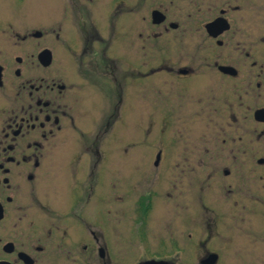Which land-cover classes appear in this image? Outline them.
Here are the masks:
<instances>
[{
	"label": "flooded vegetation",
	"instance_id": "obj_1",
	"mask_svg": "<svg viewBox=\"0 0 264 264\" xmlns=\"http://www.w3.org/2000/svg\"><path fill=\"white\" fill-rule=\"evenodd\" d=\"M43 8L41 32L28 20ZM45 50L48 66L38 61ZM259 111L264 0H0V264H110L119 243L147 248L148 225L163 209L177 234L161 240L163 249L177 247L183 226L188 246L205 248L209 238L197 239L194 230L198 214L211 215L205 224L215 219L218 183L226 198L237 196V207L247 193L228 181L243 175L244 158L215 168L208 146H218L215 135L222 146H237L238 156L247 135L250 145L264 146ZM145 113L139 140L130 123ZM119 119L124 150L110 147L121 146ZM152 128L160 135L153 175L147 164L135 171L130 159L118 167L117 151L144 146ZM260 160L252 172L263 181ZM171 167L179 174H167ZM117 214L128 225L125 238H117ZM211 254L183 258L202 264Z\"/></svg>",
	"mask_w": 264,
	"mask_h": 264
},
{
	"label": "rangeland",
	"instance_id": "obj_2",
	"mask_svg": "<svg viewBox=\"0 0 264 264\" xmlns=\"http://www.w3.org/2000/svg\"><path fill=\"white\" fill-rule=\"evenodd\" d=\"M40 1V0H37ZM46 10L45 8L38 10L36 15L33 16L28 21L35 23L45 22L46 21ZM37 30L44 32L46 30L45 23H39L36 27ZM30 48L27 47V44H22V58L28 57ZM147 115L134 116L130 123V128L134 131L135 136L139 135V140L141 138V130H137V127L143 124V118ZM125 119H119L117 121L118 128V144L121 146H110L111 148L117 147L120 150H124L126 146L124 131H121V126L124 124ZM217 138V139H216ZM250 136H246V146H244V156H238V151H236L237 146H222V136L215 135L214 143H217L218 146H208L209 154L206 158L212 159L211 163L216 167L222 169L228 164V160L233 158H244L245 164L247 165L244 168V173L240 177H231L228 179L232 185L231 190L237 191L240 186L241 193H247L243 196V201L240 207L234 205V200L237 196L235 194H230L229 198H226V192L223 189L224 183L219 182L216 196H213L211 199V207L213 208V216L215 219H212L208 224L205 217H210L211 215L198 214V228L195 229L197 239H206L207 244L205 248L197 246H188L186 240L187 227H181V240L177 247L173 248L170 245H166L163 249L160 245L161 240H165L167 243L170 238L177 237V234L172 230L173 219L169 218L170 213L167 210L162 211V217H156L152 224L148 225V239L149 244L147 248H139V246L127 250L124 245L117 244L115 247H112L114 252V260L110 264H137L133 257L137 255H144L147 253L151 254H176L181 255L180 262L165 264H199V262L193 261L190 258H183L185 255H201L203 249L208 252L214 253L218 256L217 264H264V180L260 181L258 178L259 171L256 173L252 172L253 166H255V160L261 158L264 159V146H254L249 144ZM160 140V135L156 128H152L147 137V143L144 146H141V141H139V146H131L127 154L122 151H117L116 160L117 166H123L127 164L126 160L130 159L131 164L134 167L135 171L140 172L143 166L146 164L149 166L147 174L153 175L152 162L156 160L159 146L158 142ZM108 148L109 146H105ZM190 148L191 146H186ZM204 148V146H202ZM195 148H200V146H195ZM235 149L231 153L230 149ZM171 157L173 160L172 152L173 146L170 147ZM242 153V152H240ZM111 156H104L103 158H110ZM184 157V156H182ZM187 157H189V150L187 149ZM199 155L195 153L191 155L189 160L193 162H198L197 159ZM111 158H114L113 156ZM203 159V158H202ZM209 162V161H208ZM210 163V162H209ZM148 168H146L148 170ZM124 170V169H123ZM134 172V173H138ZM123 175L130 174L128 171H123ZM170 175L179 174V172L170 168V172L167 173ZM184 174H189L184 171ZM264 176V172L261 173ZM222 180V175L217 176L213 183L215 184L216 180ZM233 182V183H231ZM235 187V188H234ZM206 190V188L204 189ZM239 190V189H238ZM188 201L183 204L186 206ZM182 217H185V213H180ZM189 216V214H188ZM115 218V217H114ZM117 221H120L122 224L117 225V238H125L126 235V220L124 215L117 214ZM106 226L103 227V236L110 237L109 231L106 230ZM108 227V226H107ZM109 229V228H108ZM111 231V229H109ZM104 232H106L104 234ZM109 239V238H108ZM137 248V249H136ZM127 252V255L125 253ZM112 255V253H111ZM133 256V257H132ZM132 260V261H131ZM189 260V261H188ZM86 264H104L97 261L90 262ZM108 264V263H107Z\"/></svg>",
	"mask_w": 264,
	"mask_h": 264
},
{
	"label": "water",
	"instance_id": "obj_3",
	"mask_svg": "<svg viewBox=\"0 0 264 264\" xmlns=\"http://www.w3.org/2000/svg\"><path fill=\"white\" fill-rule=\"evenodd\" d=\"M38 61L43 65V66H48L50 63V54L48 51H42L39 55H38ZM260 113H264V111H259ZM159 159V155L156 157V160ZM260 162H262V159L260 160ZM1 217V216H0ZM217 261V255L215 254H211L208 256V258L206 260H204L202 262V264H215ZM143 264H165L164 262H160V263H143Z\"/></svg>",
	"mask_w": 264,
	"mask_h": 264
}]
</instances>
